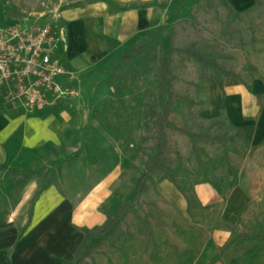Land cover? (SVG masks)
Listing matches in <instances>:
<instances>
[{
	"label": "rangeland",
	"instance_id": "374dc122",
	"mask_svg": "<svg viewBox=\"0 0 264 264\" xmlns=\"http://www.w3.org/2000/svg\"><path fill=\"white\" fill-rule=\"evenodd\" d=\"M70 1L0 0V23L7 26L15 23L34 27L48 25L57 39L66 42L65 32L60 27L68 19V10L73 6L72 3L69 4ZM152 1L156 7V27L150 35H143L125 53L128 57L123 62L122 70L114 77L119 91L106 82L108 74L98 73L100 68L90 65L77 72L72 69L82 90L74 102L54 109L56 116L69 120L66 124L74 130L72 136H68L70 132L67 137L60 138L61 143L56 146V156L60 159L56 162V215L68 201L70 208L77 211L92 187L107 177L114 179V182L108 189V198L99 207L106 217L113 215L119 205L132 197L135 185L145 171V159L152 143L146 105L157 102V60L159 54L167 50L169 37L173 39L176 48L197 51L236 73L244 72L250 65L245 56L249 57L251 63H258L262 58L252 50L251 54L246 53L250 48L264 46V0H259L257 4L255 0ZM129 2L132 6L147 5L146 0ZM225 3L241 15L239 21L227 20V12L223 8ZM120 59L110 67L116 66ZM105 63L101 64L106 65ZM171 74L176 92L191 100H196L201 83L211 79L210 74L193 60L176 54L172 59ZM204 78L208 79L203 80ZM245 79L250 81L247 77ZM9 107L14 113L24 111L14 106ZM175 111L178 121L190 132L197 133L206 126L207 121L200 119L201 110L198 108L187 111L183 103L178 101ZM173 139L180 153L185 156L186 138L175 135ZM239 147L242 151L246 149L245 145L239 144ZM161 183L156 182L155 187L166 200V204L161 205L164 212L172 216L180 214L187 219L185 209L178 202L181 199L185 203L179 197V192L169 182L164 181V185ZM19 184L16 188L22 191ZM0 188L3 190L2 186ZM170 192L176 199L170 198ZM145 200L154 201V192L151 191ZM2 205L4 203L0 202V239L6 236L9 240L0 243V264H70L80 246L97 242L94 238L85 236L81 229L83 226L69 222L68 225L61 226L67 228L71 235L74 233L78 236L71 250L59 246L60 250L56 253L46 251L43 255L40 252L36 254L33 247L23 251L26 248L23 246L24 236H18L25 221V210L22 213L18 211L22 203L12 202L13 211L6 214L1 211ZM210 215L205 224L208 238L210 232H221L215 227L214 207L210 210ZM97 227L99 225L87 228L93 234ZM214 243H220L219 239L213 237L211 244ZM25 256L31 258V262L43 256V261L31 263L25 260ZM205 259L206 255H202L200 260Z\"/></svg>",
	"mask_w": 264,
	"mask_h": 264
},
{
	"label": "crops",
	"instance_id": "0c3cea01",
	"mask_svg": "<svg viewBox=\"0 0 264 264\" xmlns=\"http://www.w3.org/2000/svg\"><path fill=\"white\" fill-rule=\"evenodd\" d=\"M129 1L71 0L69 4L73 6L68 10V19L60 27L65 32L66 42L60 38L55 42V56L59 62L70 71L77 72L91 65L100 68L98 73L108 74L106 71L112 68L113 62L122 59L130 51L129 47L132 48L143 35H150L156 27L153 1L146 0V6H132ZM251 50L262 57L258 63H251L245 56L258 74L251 81V91L233 78H225L222 88L212 78L198 88L195 101L202 103L200 119L228 120L241 131L236 136V146L240 149L239 144L245 145L246 154L240 170L233 177H229L222 163L214 174L212 185L194 188L195 196L204 208L209 211L215 208V227L221 231L210 232L194 264H207L213 258L217 248L228 239V228L236 224V213L241 208L249 202L264 200V46L250 48L246 54H251ZM76 89L77 95L59 106L75 101L82 90L77 79ZM9 106L0 99V186L3 187V190L0 188V202L4 203L1 211L12 213V202L22 203L18 211L25 210V221L18 236H24L26 248L23 251L33 247L36 254L43 255L46 251L56 253L59 246L71 250L78 236L71 235L62 226L69 222L83 226L81 229L101 226L107 217L99 207L108 198V189L114 179L104 178L92 187L77 211L70 208L68 201L56 215V162L60 160L56 156V146L60 145V138L67 137L70 132L68 136H72L74 130L66 124L69 120L56 116V106L17 113ZM18 183L22 191L16 188ZM169 194L170 198L176 199L171 192ZM178 202L186 209L181 199ZM213 237L220 243L212 245ZM8 240L2 236L0 243ZM202 255H206L204 261L200 260ZM29 259L32 260L25 256V260L31 262ZM35 261H43V256L31 263ZM215 264H264V240H239Z\"/></svg>",
	"mask_w": 264,
	"mask_h": 264
},
{
	"label": "trees",
	"instance_id": "16d2710c",
	"mask_svg": "<svg viewBox=\"0 0 264 264\" xmlns=\"http://www.w3.org/2000/svg\"><path fill=\"white\" fill-rule=\"evenodd\" d=\"M259 0H255L257 4ZM227 20H240L241 15L228 4H223ZM264 39V38H263ZM185 56L206 70L222 88L225 78H233L248 91L251 81L258 77L255 67L236 73L221 67L213 59L188 48H176L169 37L168 48L159 54L156 68L157 102L146 105L150 122L151 146L145 159V171L138 179L132 197L107 216L106 221L92 232L83 228L86 237L97 242L80 246L70 264H194L206 241L205 228L210 211L195 196L198 185L214 183V174L223 163L229 177H233L244 161L246 152L236 146V136L241 134L228 120L218 118L207 121L201 131L187 130L175 111L178 101L187 111L200 109L202 103L176 92L172 85L171 65L174 55ZM124 55L120 62L107 70L106 82L119 91L114 82L116 73L122 70ZM249 78L250 81L245 78ZM204 78L203 80H207ZM118 97H121L118 94ZM186 138L187 153L183 156L177 148L174 136ZM169 182L183 197L187 219L164 212L161 205L166 200L157 192L155 183ZM153 191L154 201L145 197ZM264 200L249 202L236 213V224L229 227V237L217 248L207 264H215L239 240H264Z\"/></svg>",
	"mask_w": 264,
	"mask_h": 264
},
{
	"label": "built area",
	"instance_id": "2783aa9c",
	"mask_svg": "<svg viewBox=\"0 0 264 264\" xmlns=\"http://www.w3.org/2000/svg\"><path fill=\"white\" fill-rule=\"evenodd\" d=\"M48 25L0 26V99L34 111L68 103L77 95L76 74L56 58Z\"/></svg>",
	"mask_w": 264,
	"mask_h": 264
}]
</instances>
